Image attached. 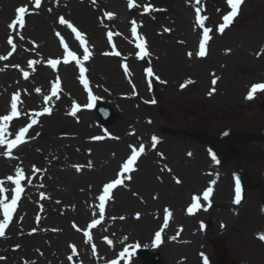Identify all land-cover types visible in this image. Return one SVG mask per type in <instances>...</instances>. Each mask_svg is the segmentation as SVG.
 Returning a JSON list of instances; mask_svg holds the SVG:
<instances>
[{"label": "bare ground", "instance_id": "6f19581e", "mask_svg": "<svg viewBox=\"0 0 264 264\" xmlns=\"http://www.w3.org/2000/svg\"><path fill=\"white\" fill-rule=\"evenodd\" d=\"M43 1L36 8L33 0H0V56L7 57L6 60H0V65L4 68L0 71V115H4L9 108L5 94L7 89L20 90L22 111L21 119L7 124L5 139L16 135L20 123L30 124L33 119L36 120L25 133L20 148L11 157L0 160V175L7 177L20 167L29 176L27 182L30 186L20 208L21 212L13 224V231L9 232L8 238L0 240V256L3 258L0 264H102L104 258L112 255L123 242L139 245L151 253H159L161 264H201V244L205 242V237L199 224L194 221L195 218L186 216L183 204L192 194V189L207 180L201 172V166L209 165L208 154L200 145L191 143L188 139L161 136L158 133L160 131H155L162 127L156 116L158 122L149 125L154 118L145 113V107H148L145 102L151 103L154 88L150 89L146 85L144 79L147 74L139 67V61L133 56L132 46L127 39L125 29L131 12L126 8L125 0H98L97 4L91 0ZM154 1L160 7L159 11L139 10L140 17L136 18L142 20L147 31L152 29L157 34L164 28L173 31L175 36L173 41L167 43L154 42L157 52L153 55V61L157 62V71L165 74L174 68L175 74L184 76L187 81L198 77L199 86H202L206 81L203 61L209 59V65L216 61L214 65L218 62L220 67L223 66L222 63L230 66L225 75V84H229L234 66L238 64L235 63L236 58L242 52L239 53L237 49L232 52L231 46L222 49V43L227 41L219 36L211 41L210 48L206 51L207 57L197 56L195 48L191 46L199 30V26H195L192 21L193 5L189 0ZM20 5L28 7L27 15L32 16V19L22 28L23 36L19 37L17 33L13 50L6 37L10 33L7 20ZM102 6L113 14L111 18H107L101 11ZM61 17L79 25L89 38L92 46V82L108 105L118 112L120 119L114 129L102 131L97 117L89 111L81 110L76 115H71L73 102L82 101L83 95L80 85L74 79V68L66 66L55 71L43 64V53L57 55L61 52L55 35L60 33L70 36L66 25L59 22ZM110 28L123 32L118 39L121 47L126 50L129 61L126 74L117 70L114 57L103 53L107 47L104 31ZM153 33L149 31L150 38L155 41L157 38ZM230 40L235 41L236 38ZM182 51L191 52L192 58L179 57ZM210 59H213V63ZM29 61L35 63L30 66ZM21 67H30L31 75L28 80L20 77ZM56 76L64 77L65 83L49 103L51 115L36 113L40 107L41 94H45L48 83ZM164 87L168 88L165 97L171 101H175L186 91L172 78L168 79ZM99 100L106 102L100 97ZM44 108L45 106L42 109ZM42 131L46 136H39ZM96 136L103 138L93 139ZM152 136L158 138L156 146H151L150 151L145 150L138 157L134 170L126 176L130 179L126 178L123 182L125 189L119 188L114 207L104 221L105 235L110 236L112 243L108 244L100 237H95L94 240H98L99 255L94 257L86 246L88 240L75 232L71 224L73 221L85 223L94 208L93 194L100 187L97 185L99 180L109 179L114 168L121 165L129 153V149H126L128 143L134 144L132 139L139 138L136 142L149 144ZM158 150L168 154L173 166L171 172L155 164V154L152 153ZM73 166H79V170ZM177 180L180 182L177 183ZM228 180L230 178L227 175L219 180L213 197L215 204L220 202L224 208L218 212L213 211L212 207L209 214L217 220H222V216H225L232 226L236 218L232 209H229L234 207L233 204L227 201ZM36 189L46 192L44 212L41 213L34 204L37 202ZM206 205L207 201H204V206ZM165 208L174 214V218L168 223L159 247L152 239L151 229L160 223L158 215L162 212L164 215ZM201 211L198 216L200 218L207 210ZM137 213L140 214L139 218ZM34 214L42 219L37 226L31 223ZM29 224L37 229L36 234H27L25 228ZM260 224L264 226V221ZM242 229L244 232L238 230L230 238L232 250L263 264L264 258L257 249V243ZM72 242L78 246L77 255L69 249ZM15 246L18 247L15 249ZM69 256H72V260L68 259ZM75 256L80 259L74 260ZM121 260V264H125L122 255ZM126 264L139 263L136 259L129 258Z\"/></svg>", "mask_w": 264, "mask_h": 264}, {"label": "rangeland", "instance_id": "374dc122", "mask_svg": "<svg viewBox=\"0 0 264 264\" xmlns=\"http://www.w3.org/2000/svg\"><path fill=\"white\" fill-rule=\"evenodd\" d=\"M246 2L247 3L244 6V13H242L241 18L238 19L237 23H234L235 25H233L230 29H228L226 33L222 34L224 36V40H226L227 42L222 43V47H221L222 49H224L227 46H231L233 51L237 49L239 50V53L241 52L244 53L243 51L247 52L251 60L247 62L245 57L244 61L246 62V64H251V68H254L257 71L255 73L256 74L255 78H250L252 76L250 75L247 76L250 69H245L244 71H240L239 67L236 66L234 68L235 70L234 73H236L235 77L237 78V85H238V88H236L237 94L240 93V95L245 94L244 85L250 83L251 80L257 81L264 79V76L261 74L262 72H264V0H247ZM208 4L210 5V7L216 5L217 9L220 8L219 6L223 5L221 1H217V0H211ZM225 10L226 8H223L220 13H222ZM218 19L219 17H217V19L215 20L216 23H218L219 21ZM198 36L196 35V39ZM167 37L168 39L167 38L166 39L168 41H170L171 39L172 41L174 40L173 36H167ZM231 38L232 39L236 38V40L232 41L230 40ZM158 39L161 40L163 38L161 37ZM196 39L194 40L195 44H196ZM179 57H181L182 59L187 57L186 52L182 51ZM243 59H244L243 56L240 57L238 56V62L242 61ZM115 62H118V60L117 61L115 60ZM203 64L205 65L206 81L202 86H199L198 84L199 78L197 77L198 83H196L194 86H189L185 92L181 93L179 97L175 99L174 102H169L166 103L165 105L162 104L161 107L159 108L160 114L156 113V111L154 110L148 109L145 111L148 117L151 116L154 118L153 120H155V122H158L156 120L157 118L155 117V114L161 115L163 117L160 118V121H164V120L167 121L166 123L168 125L167 127L168 131L162 132L163 135H165V137H171V136L177 137L180 134V136L184 140L188 139L191 141V143L192 142L194 144L198 143L197 145L200 144L202 146L201 147L202 149H206L205 141L202 139L201 140L198 139L204 134H206L211 138H217L220 134H222V132L227 131L229 129H231L232 131L244 130L255 134L262 131L264 129V116L257 118L259 119L258 123L260 125L257 128H250V123L247 125L242 124V126H246L248 129L243 128L241 125H236L234 123L233 117L231 115L235 117L237 115L236 114L237 112L234 113L230 112V110H233L232 106L229 107L228 105H222L224 103H229V104L231 103V101H229V99H226V96H224L225 85L221 84L223 81V78L221 77L222 75L224 76V74L222 73V75H220L221 83L219 86H217L216 83L215 84L212 83V80L215 79V77L218 78L217 76H215L216 73L215 74L214 72L209 73L210 70L216 69L219 74L222 72V68L219 65L218 66L214 65L215 63H213V65L207 66V63L203 61ZM243 66L247 67L245 65ZM116 68L118 70L117 65ZM171 78L174 81L180 83V81L183 80L185 77L178 74V79H176L177 76L171 74ZM210 84H213L212 90L215 89L211 95H209ZM160 88L163 89L164 92L167 91L168 89L167 87H162V86H160ZM237 98L241 102L242 100L241 97H236L235 100H237ZM7 99H8V94H7ZM226 109H230V110H226ZM168 116H172V117L166 120ZM155 131L158 132L159 128H156ZM133 139L132 141H134ZM126 149L128 150V148ZM250 153L251 156L248 154L247 156L244 157L251 162L248 164V161H246V164H244V166L243 164L237 166L235 165L215 166V163L212 161L213 167L216 168L211 167L212 165L203 164V166H201V171L205 176V178H207L206 171L208 170L210 171V168H213L214 170H222V171L224 170V172L227 174L235 169L236 170L247 169L253 175L256 183L260 185L259 186L260 188H258L256 192L251 193L253 195L248 196V199L246 200V202H244V205L240 209V214L236 216L237 221L234 224L237 225V229L244 232V230L242 229L244 228L245 232L247 231L246 235H248L249 237L251 236V238L257 243L258 245L257 249L260 251L261 255L264 258V240L260 241V239L258 238L259 235H261V232L262 231L264 232V226L260 224L264 221V142L257 141L256 145L252 146ZM126 154L127 152L124 155ZM155 158L161 160L160 158H158V156H156ZM166 162H170L169 159L166 160ZM169 164L172 166L171 163ZM113 176L114 174L112 175V177ZM101 182L102 180L99 182V184ZM209 185L210 183L208 182L206 183V180H203L202 184H200L197 188L192 190L200 191L201 188H204V186L207 187ZM228 200H230V197ZM250 202L253 203V206L258 207V209L249 210L248 208H246ZM218 209L219 208H217V210ZM204 218L205 220L213 221V226L211 227L210 231L207 230L208 232L207 234H203V237H208V238L211 237L213 243L216 242V244L220 245L221 247L222 246L226 247L227 250L230 251L231 254L235 257V259L241 264L243 261L246 264H261L256 260L249 259V257L242 256V254H239L235 250H232L229 244L230 243L229 240L237 230L236 226L233 227L228 226V231L225 230L226 231L225 232L224 230H221L222 228L219 226V221L214 216L210 214L205 216ZM222 218L223 220L227 221L225 217ZM197 220H198L197 218L194 219L195 222H197ZM227 223L229 225V221H227ZM203 228L205 230V226ZM152 231L153 228L151 229V233ZM212 240L210 242L206 240L203 243L204 251H205L204 253H206L204 257H206L207 255H213L215 252L216 248L215 246L212 245ZM139 264H141L140 261ZM263 264H264V259H263Z\"/></svg>", "mask_w": 264, "mask_h": 264}, {"label": "snow or ice", "instance_id": "6c2138e0", "mask_svg": "<svg viewBox=\"0 0 264 264\" xmlns=\"http://www.w3.org/2000/svg\"><path fill=\"white\" fill-rule=\"evenodd\" d=\"M243 0H227V4L230 6L231 11H229L226 15L223 16V23H221L218 27V31L222 34L225 30L226 27H228L234 20V18L238 15V11H239V7L242 4ZM197 3H199V0H197ZM41 5V0H35V6L37 8H39ZM132 3L131 0H129V7H132ZM147 10V9H146ZM200 11L201 9L199 7H197L196 9V14H195V22L196 24L203 29V38L200 40L199 42V51L196 53L197 56L199 57H204L206 55V50H205V44L207 41L210 40V36L209 33L211 31L210 28H207L204 26L205 23V19L206 17L200 15ZM26 13H28V8L25 6H20L16 9V14H15V18L11 21V23L9 24L10 28H15V26L18 24L21 28L24 26L25 24V15ZM106 15L111 18L113 16L112 13H106ZM60 24L66 25L68 28H70L72 30V32L75 33V36L77 39H79L80 44L83 45L85 43L84 37L82 35L81 32L77 31L76 28H74L72 26V24L65 20L63 17L60 18ZM165 31H170L169 29H165ZM131 32L133 36H136L137 34V26H136V21L133 20L132 21V28H131ZM113 36L112 32L108 33V39L109 41H111ZM22 39V37H21ZM8 43L10 45H12L13 50L15 49V44L13 43L12 39L9 38L8 39ZM137 47L141 50V53H143V55L147 56L148 53L145 51V45L143 43L137 44ZM65 51H67V46H65ZM9 55H11V53H9ZM107 55V53H106ZM115 55L119 56L120 53H115ZM188 56L191 57L192 53L189 52ZM67 57H71L73 60H75L77 65H80V82L84 85L85 89L89 88V81L85 78L84 73H85V68L83 67L82 61L76 58V55L74 52H70L67 51V56L65 57L64 63L68 62ZM7 57L6 56H0V60H6ZM89 59V49L87 47H85L83 49V60L87 61ZM29 65L31 66L32 64L35 63V61H29L28 62ZM48 63L52 66V68H56L58 61L56 60H49ZM124 70L127 73L128 72V68L127 65H124ZM147 75L149 77H151L153 75V69L151 67H148L145 69ZM29 75L28 72H24V76L25 78H27ZM157 79H159V77H157ZM188 83H192L191 80L188 81ZM213 84L216 83V79H213L212 81ZM59 78H57V80L55 81V83H53L52 85V94L53 96L56 95L57 90L59 88ZM149 86H151V81H149ZM181 87H184V85H181ZM215 89H213L212 91H214ZM37 91H39V89H37ZM258 91H264V83H255L251 86V90L247 93L246 98L251 100L253 99V96L255 93H257ZM212 93L210 92L209 95H211ZM18 93L14 94L11 97V103H10V114L8 115H0V145H5L7 144V149L8 151L6 152H0V155H4V156H10L11 155V149L13 147H15L16 145L23 143L24 142V135L25 133L28 131V129L36 123V120L33 119L31 121L30 124H28L27 127H22L19 129V131L16 133L15 135V139L8 141L5 139V132H6V126L8 124L9 121L12 120L13 117H17L20 115V113L17 110V103H18ZM89 96L91 99H95V97L91 96V92L89 91ZM50 99V97L45 96L44 100L48 101ZM152 103H155V101L153 100ZM88 108L92 107V104L89 103L86 105ZM80 107L79 104H76L75 101L73 102V109L71 112V115H76V110ZM44 113H49L50 114V110L49 108L45 107L43 109ZM150 122V121H149ZM11 135V134H9ZM103 137L101 136H96L93 137V139L95 140H100ZM152 140V147L154 148L156 146V143L158 142V138L156 136H152L151 138ZM131 149V155L127 158V160L122 164V169H121V174L124 173H129L131 171L134 170V164L137 161V158L145 151L144 149V145L141 144L139 146V151H137L136 147L134 146H130ZM189 155H191V153H189ZM211 155V159L212 161H214L215 163H219V160H217L216 154L214 152H210ZM91 166V165H89ZM77 170H79V166H77ZM37 171H39L37 169ZM24 171L22 168L17 167L15 169V173L14 175H9L6 177V180L9 182H12L15 185L14 188V195L11 198V201L8 202L6 197H0V208L3 209V217L0 218V237H3L5 235V228L9 225L11 218H12V214L14 209L17 206V200L21 195V192L23 191L22 187H21V181L24 180ZM128 179H130V177H126ZM180 181L177 180V183H179ZM30 183V181H29ZM122 183V181L120 179H115L109 183L104 184L103 186V194L99 195L98 199H99V215L101 217V220L103 219V214L105 211V201L107 199H110V192L112 189H114L117 185H120ZM210 183L214 184L215 181H211ZM4 181L0 180V193H3L6 191V189L3 187ZM213 189L212 187H208L202 194V199L204 201H209L210 198V194L212 193ZM201 199V197L198 196H193L192 197V203L191 205L187 208V213L188 214H194L196 212V210H198L201 205L199 203V200ZM241 201V185H240V180L239 178H237L236 180V186H235V203L239 204ZM207 210V209H205ZM165 216H164V227H167V221L171 215V213L168 211V209H165ZM139 213H137V218H139ZM120 219H124V217H120ZM100 223L99 220L93 219L91 224L88 225L89 228H93L96 225H98ZM201 227L203 228L204 225L203 223H201ZM33 231H35V229H33ZM163 232V228L160 231H157L155 233V242L159 243L161 242V233ZM85 236L88 237L89 240H91V236L85 232ZM259 238L261 240H264V234H261L259 236ZM105 239L107 240V237H105ZM108 244H111L112 241L108 240L107 241ZM18 247V246H17ZM70 248L73 252V254H75L76 252V248L74 245H70ZM95 250V246H93V251ZM125 252H127V249H125ZM121 255H124V253H121ZM203 256V254H201ZM0 259H3L2 257H0ZM69 260H72V256L68 257ZM111 264H116V261H112ZM204 264H208V260L206 257H204Z\"/></svg>", "mask_w": 264, "mask_h": 264}]
</instances>
